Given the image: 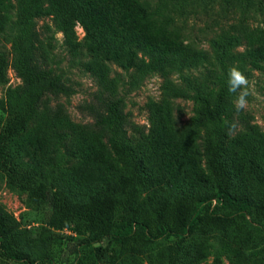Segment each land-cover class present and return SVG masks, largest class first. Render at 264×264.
Listing matches in <instances>:
<instances>
[{"label":"trees","instance_id":"1","mask_svg":"<svg viewBox=\"0 0 264 264\" xmlns=\"http://www.w3.org/2000/svg\"><path fill=\"white\" fill-rule=\"evenodd\" d=\"M43 18L60 30L71 55L90 58L98 88L83 108L91 123L76 124L62 104H48L49 99L75 91L50 68L49 45L36 26ZM12 19L18 32L10 63L0 55V81L10 67L21 84L8 88L0 101L8 118L0 126V190L4 181L9 188L27 193L33 207L48 212L50 226L77 219L95 241L119 233L121 246L127 245L133 256L147 253L149 264H180L181 245L155 244L156 240L162 234L192 232L198 225L203 233L232 234L242 248L264 255V238L251 226L264 224V132L249 124L240 128L244 121L239 111L221 92L192 96L194 115L179 131L181 136L176 137L178 131L166 118L165 129L146 153L133 145L128 134L132 123L112 66L144 79L196 64L204 52L184 43L166 22L154 19L142 0H0V34ZM78 24L84 31L82 39L76 34ZM241 37L244 49L235 53L234 60L264 70V26L244 29ZM29 130L40 156L35 173L19 170L7 146L10 135ZM63 154L71 162H90L85 178L67 179L68 169H60L63 184L75 199L37 177L52 176ZM185 160L190 168H184ZM235 166L243 183L237 194L232 193L238 175L232 173ZM180 177L178 187L175 180ZM147 184L155 188V200L145 207L138 189ZM210 185L216 189L212 196L207 193ZM248 197L246 219L242 203ZM213 198L229 209L227 215L209 211L205 203ZM23 239L24 233L0 211V250L13 249L15 259L26 260L20 249ZM223 250L234 255L238 248L226 244Z\"/></svg>","mask_w":264,"mask_h":264},{"label":"rangeland","instance_id":"2","mask_svg":"<svg viewBox=\"0 0 264 264\" xmlns=\"http://www.w3.org/2000/svg\"><path fill=\"white\" fill-rule=\"evenodd\" d=\"M142 1L148 4L149 13L154 19L166 22L178 32L184 43L204 52L205 57L196 64L181 67L172 73L155 72L144 79L135 78L131 72L112 66V76L118 80V93L124 101V111L132 123L128 134L134 141L133 145L138 144L144 153L150 150L155 145L153 138L165 129L166 118L172 129L178 131V138L194 115L192 96L197 93L205 95L219 91L227 103L234 106L235 94L229 93L227 84L228 70L231 67L240 69L249 82L247 107L238 112L240 120L244 121L240 123V128L249 124L264 132V70L234 60L235 53L244 49L242 31L264 26V0ZM36 26L42 40L49 45L50 68L75 91L68 97L49 99L48 104H62L76 124L91 123L92 118L83 105L89 102L98 87L89 69V56L71 55L64 45L62 33L53 26L49 18L37 20ZM75 30L77 37L82 39V27L78 24ZM17 32L12 19L0 34V55L8 63L12 58V44ZM20 84V79L7 67L4 80L0 81V101L4 100L8 88H15ZM1 117L3 120L0 121V126L8 120L0 110V120ZM7 146L10 157L19 170L35 173L40 156L32 131L10 135ZM68 159L63 154L59 168L49 178L42 179L41 175L37 177L48 186L62 190L75 199L63 184L60 169H68L67 179L72 180L75 176L85 178L90 162H71ZM182 163L184 168H190L188 160ZM179 170L182 173V169ZM239 172L241 170L235 166L232 173L238 175L234 178L233 194H237V190L242 188ZM180 181L181 177L175 180L178 187ZM215 192L214 185L207 187L209 196ZM138 193L139 201L145 207L154 203L153 186L143 185ZM205 205H209V211L213 214L229 213V209L216 198ZM203 206L197 209L195 216L202 211ZM242 206L245 218L249 219V197L243 200ZM0 211L16 229L24 233L20 249L26 257V260H17L13 256V249L9 248L4 252L0 250V264H149L147 253L133 256L128 253L127 245L121 246L119 233L114 232L95 241L77 219H71L65 226H60L59 223L55 226L48 225V212L33 207L28 201L27 193L9 188L4 181L0 190ZM251 226L257 235L264 238V224L252 223ZM158 243L172 246L180 244V264H264L263 254L252 248H242L233 241L232 234L222 235L209 230L203 233L199 230V225L196 230L178 236L162 234L155 244ZM155 244L149 252H153ZM226 244L238 248V251L234 255L224 253L223 247Z\"/></svg>","mask_w":264,"mask_h":264},{"label":"clouds","instance_id":"3","mask_svg":"<svg viewBox=\"0 0 264 264\" xmlns=\"http://www.w3.org/2000/svg\"><path fill=\"white\" fill-rule=\"evenodd\" d=\"M248 79L244 73L237 67H231L228 70V91L231 94H235L234 106L237 111L243 110L247 107L248 104ZM235 127L233 124L229 131Z\"/></svg>","mask_w":264,"mask_h":264}]
</instances>
